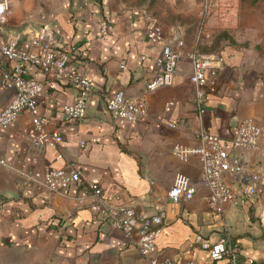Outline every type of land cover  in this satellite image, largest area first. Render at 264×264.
Listing matches in <instances>:
<instances>
[{"label": "crops", "instance_id": "obj_1", "mask_svg": "<svg viewBox=\"0 0 264 264\" xmlns=\"http://www.w3.org/2000/svg\"><path fill=\"white\" fill-rule=\"evenodd\" d=\"M102 20L111 26L106 36L99 31ZM153 23L158 22L141 5L127 0H9L7 20L0 24V44L16 40L17 49L40 52L32 41L38 29L48 25L70 51V68L88 76L93 93L81 121L66 120L62 114L63 106L75 100L74 86L56 82L54 89L45 86L36 96L39 114L50 120L47 129L62 135L56 148L33 141L28 134L32 116L26 111L1 132L0 247L44 249L68 264H142L136 246L122 231L90 209L94 202L90 186L98 184L102 198L115 206L130 205L141 216L165 212L156 247L175 264L225 263L210 260L197 235L209 242L223 238L238 248L241 261L264 264V159L252 152L240 154L258 175L256 193L215 213L203 198L206 189L199 180L198 157L191 155L184 162L172 153L175 144L197 146L195 134L200 129L217 135L230 151L240 120L252 118L264 125L262 53L231 46L217 51L223 63L199 115L187 60L179 62L171 86L146 91L145 82L155 74L161 53V45L144 34ZM162 29L166 36H180ZM259 31L257 40L262 41ZM14 65L6 61L3 68L11 70ZM25 66L28 77L51 80L50 74ZM119 90L143 96L148 116L134 123L114 119L101 96ZM14 94L13 88L1 83L0 69V109ZM168 100L174 105L164 113ZM72 165L81 170L80 180L64 194L25 184L24 173L68 170ZM177 174L188 176L195 192L191 199L175 203L167 191ZM226 179L237 187L230 175Z\"/></svg>", "mask_w": 264, "mask_h": 264}, {"label": "built area", "instance_id": "obj_2", "mask_svg": "<svg viewBox=\"0 0 264 264\" xmlns=\"http://www.w3.org/2000/svg\"><path fill=\"white\" fill-rule=\"evenodd\" d=\"M9 0H0V24L8 17ZM101 36L111 31V26L105 20L99 25ZM144 34L152 43L161 45V53L155 60V74L146 80L145 89L152 92L156 89L171 86L181 60H187L191 65L189 81L194 90V102L199 115L204 112L209 100V89L214 84L223 56L219 52H204L196 48H186L184 40L173 34L166 36L162 26L153 23L145 28ZM209 36L208 34L206 35ZM33 44L39 46L40 52L17 49L16 40L0 44L1 83L15 90L14 96L0 109V134L19 116L26 111L32 116V124L28 134L33 141L41 146L56 148L62 140L57 130H48L49 118L39 114L36 96L45 86L51 89L56 82H64L77 90L72 104L64 105L63 117L66 120L81 121L85 117L86 103L93 93V86L86 74L73 71L70 68L71 53L56 40L48 25L41 26ZM6 61H14L11 70L3 68ZM26 64L33 65L39 72L50 74L51 80L44 83L27 76ZM124 67L123 64L120 65ZM101 99L114 119H122L134 123L148 116V105L143 96L132 97L122 90L112 95L102 94ZM174 105L168 100L163 106V112H169ZM161 116H158L160 119ZM173 126V125H171ZM197 146L187 147L175 144L173 155L181 161H187L189 156L196 155L200 162V183L206 189L203 196L208 207L215 213H222L226 206L237 205L256 193L258 175L241 162L240 154L252 152L258 158L264 159V125L252 118H244L238 122L235 134L231 140V150H226L220 138L203 129L196 132ZM81 145L83 143L81 142ZM0 164L3 160L0 157ZM81 170L73 165L66 169H47L44 172L24 173L26 186L30 188L44 187L53 193L64 194L71 184L80 180ZM230 175L236 183L231 185L226 176ZM94 202L90 209L101 219L108 220L112 227L120 229L129 243H133L141 258L142 264H175L169 256L157 251L156 239L161 232L164 211L154 215L141 216L135 209L128 206H115L102 198V190L98 184L90 186ZM195 187L191 179L184 174H177L167 191L170 201L178 203L193 197ZM54 224V222H51ZM196 240L207 251L212 261H224V264H254L252 261H241L236 246L226 244L221 238L209 242L199 235ZM192 264V263H186Z\"/></svg>", "mask_w": 264, "mask_h": 264}, {"label": "rangeland", "instance_id": "obj_3", "mask_svg": "<svg viewBox=\"0 0 264 264\" xmlns=\"http://www.w3.org/2000/svg\"><path fill=\"white\" fill-rule=\"evenodd\" d=\"M141 5L158 24L179 32L188 48L220 51L231 46L258 51L264 62V0H127ZM206 30L208 37H201ZM263 34H262V33ZM256 53V52H255ZM264 76V73H262ZM44 249L0 247V264H68Z\"/></svg>", "mask_w": 264, "mask_h": 264}, {"label": "water", "instance_id": "obj_4", "mask_svg": "<svg viewBox=\"0 0 264 264\" xmlns=\"http://www.w3.org/2000/svg\"><path fill=\"white\" fill-rule=\"evenodd\" d=\"M241 160V159H240ZM241 162H242V164L244 165V166H246V163L245 162H243L242 160H241Z\"/></svg>", "mask_w": 264, "mask_h": 264}, {"label": "trees", "instance_id": "obj_5", "mask_svg": "<svg viewBox=\"0 0 264 264\" xmlns=\"http://www.w3.org/2000/svg\"><path fill=\"white\" fill-rule=\"evenodd\" d=\"M206 52V51H205ZM208 52V51H207ZM211 52H215V51H211Z\"/></svg>", "mask_w": 264, "mask_h": 264}]
</instances>
